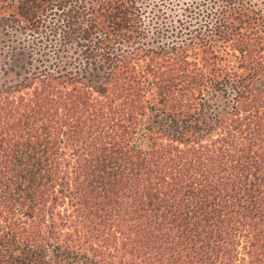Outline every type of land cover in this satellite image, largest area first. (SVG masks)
Returning a JSON list of instances; mask_svg holds the SVG:
<instances>
[{"label":"trees","instance_id":"trees-1","mask_svg":"<svg viewBox=\"0 0 264 264\" xmlns=\"http://www.w3.org/2000/svg\"><path fill=\"white\" fill-rule=\"evenodd\" d=\"M0 264H264V0H0Z\"/></svg>","mask_w":264,"mask_h":264}]
</instances>
